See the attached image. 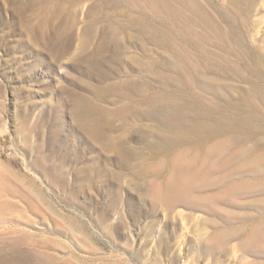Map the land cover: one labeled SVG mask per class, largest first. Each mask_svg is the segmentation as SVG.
<instances>
[{
	"label": "rangeland",
	"instance_id": "rangeland-1",
	"mask_svg": "<svg viewBox=\"0 0 264 264\" xmlns=\"http://www.w3.org/2000/svg\"><path fill=\"white\" fill-rule=\"evenodd\" d=\"M0 264H264V0H0Z\"/></svg>",
	"mask_w": 264,
	"mask_h": 264
},
{
	"label": "bare ground",
	"instance_id": "bare-ground-1",
	"mask_svg": "<svg viewBox=\"0 0 264 264\" xmlns=\"http://www.w3.org/2000/svg\"><path fill=\"white\" fill-rule=\"evenodd\" d=\"M180 169L178 168V173H180ZM195 182H182L179 177H175L172 181H170L166 187L165 191L162 195V200L167 204L177 203L179 201L185 202L187 200V191L190 187L194 186ZM160 198V199H161ZM260 238V233H256L253 236L255 241H258Z\"/></svg>",
	"mask_w": 264,
	"mask_h": 264
}]
</instances>
